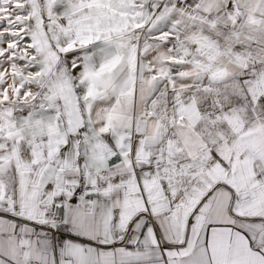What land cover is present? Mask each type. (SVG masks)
<instances>
[{
  "label": "snow or ice",
  "instance_id": "snow-or-ice-1",
  "mask_svg": "<svg viewBox=\"0 0 264 264\" xmlns=\"http://www.w3.org/2000/svg\"><path fill=\"white\" fill-rule=\"evenodd\" d=\"M0 264H264V0H0Z\"/></svg>",
  "mask_w": 264,
  "mask_h": 264
}]
</instances>
